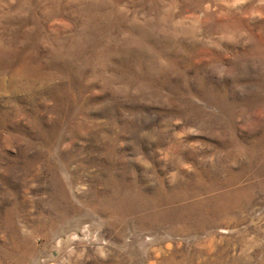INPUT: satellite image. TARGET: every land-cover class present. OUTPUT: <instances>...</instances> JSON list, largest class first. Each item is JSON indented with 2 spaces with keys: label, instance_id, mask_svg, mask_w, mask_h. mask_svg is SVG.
Wrapping results in <instances>:
<instances>
[{
  "label": "rangeland",
  "instance_id": "374dc122",
  "mask_svg": "<svg viewBox=\"0 0 264 264\" xmlns=\"http://www.w3.org/2000/svg\"><path fill=\"white\" fill-rule=\"evenodd\" d=\"M0 264H264V0H0Z\"/></svg>",
  "mask_w": 264,
  "mask_h": 264
}]
</instances>
